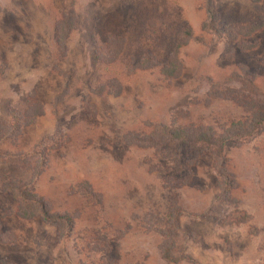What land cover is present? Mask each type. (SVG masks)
Instances as JSON below:
<instances>
[{
  "label": "rangeland",
  "instance_id": "rangeland-1",
  "mask_svg": "<svg viewBox=\"0 0 264 264\" xmlns=\"http://www.w3.org/2000/svg\"><path fill=\"white\" fill-rule=\"evenodd\" d=\"M213 8L215 26L247 24L264 0ZM68 9L78 24L59 57L54 23ZM212 19L204 0H0V264H264V129L216 145L248 115L235 97L264 103V27L231 40L206 28ZM178 24L192 30L181 75L130 74V55L165 62ZM107 33L126 38L110 65L93 54ZM110 77L121 94H95ZM33 103L43 114L24 125ZM199 125L210 142L172 132ZM13 179L72 215L70 230L18 217L20 194L2 186Z\"/></svg>",
  "mask_w": 264,
  "mask_h": 264
},
{
  "label": "trees",
  "instance_id": "trees-1",
  "mask_svg": "<svg viewBox=\"0 0 264 264\" xmlns=\"http://www.w3.org/2000/svg\"><path fill=\"white\" fill-rule=\"evenodd\" d=\"M207 6V11L211 15L212 24H207V29H212L214 32L223 34L228 39L236 40L239 36L247 38L254 35L256 32L264 27V14H259L255 16L252 22L247 24H235V25H221L215 26L214 21L217 20V13L214 12L213 3L214 0H204ZM252 2H262L263 0H251ZM78 18L73 9H68L62 11L59 17L55 20L54 31H55V43L57 47V52L59 57L65 56L66 53V40L69 37L70 32L77 27ZM192 38V30L184 24H178L177 29L174 32L172 39V45L169 52L167 53L165 62L161 64L157 57L151 52H143L142 54L129 57L128 65L130 74L139 71H144L152 67L159 66L160 73L166 79L178 78L182 72L181 62L179 60L180 49L187 45L189 40ZM249 42V43H248ZM240 41L235 42L234 47L239 51L250 50L257 46V40L252 41ZM126 38L122 35L116 33H107L104 37L102 43H95L93 47L94 58L105 64L110 65L114 63L118 57L123 53L125 49ZM95 94H112L119 95L123 90L122 83L117 77L107 78L103 82H99L94 88H92ZM237 102L241 104L243 109H245L248 114L245 118L241 119H231L229 120L227 135L219 134L216 140L217 150L219 154L223 150V145L226 140H228L233 135H247L257 130L264 129V103L253 98L248 97H235ZM43 109L39 103H33L29 105L21 113L22 121L24 125L29 124L31 120L35 117L42 115ZM20 118V117H19ZM15 119V114H14ZM6 122V121H1ZM8 123V122H6ZM162 134L172 136L171 131L163 128ZM173 134L177 133L180 138H187L188 140H194L192 137H186L188 133L192 132L199 134V138L195 139L197 141H202L204 143L210 142V140L215 135L212 127L204 128L203 126H195L190 128V126L174 127L172 129ZM208 132V133H207ZM177 138V137H175ZM59 143L50 146V150L58 148ZM48 156V151L46 153ZM224 168L220 165L217 169L219 175L224 174ZM186 181L183 180L182 184ZM221 197L227 202L233 201L229 195L230 188L233 185V180L226 182V177H223L218 181ZM4 189L10 191H16L20 194L22 200L17 205L15 214L22 219H32L36 216H40L45 222L53 224L58 232H63L65 230H70L73 224V217L68 212L55 213L51 211V206L47 201L41 196L31 190H25L18 185L16 180H10L8 182H3ZM169 258V254H166Z\"/></svg>",
  "mask_w": 264,
  "mask_h": 264
}]
</instances>
